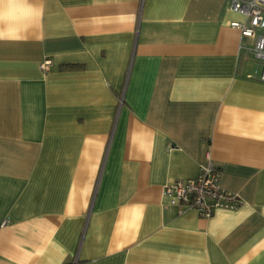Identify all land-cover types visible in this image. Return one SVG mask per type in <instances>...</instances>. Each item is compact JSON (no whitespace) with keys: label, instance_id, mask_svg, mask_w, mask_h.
I'll list each match as a JSON object with an SVG mask.
<instances>
[{"label":"crops","instance_id":"crops-1","mask_svg":"<svg viewBox=\"0 0 264 264\" xmlns=\"http://www.w3.org/2000/svg\"><path fill=\"white\" fill-rule=\"evenodd\" d=\"M235 20L229 0H0V264H264V81ZM208 160L241 204H169Z\"/></svg>","mask_w":264,"mask_h":264},{"label":"built area","instance_id":"built-area-1","mask_svg":"<svg viewBox=\"0 0 264 264\" xmlns=\"http://www.w3.org/2000/svg\"><path fill=\"white\" fill-rule=\"evenodd\" d=\"M230 9L243 16V21H231L230 26L239 30L241 36L254 38L252 54L261 63L258 76L264 81V34L257 33L264 25V0H229ZM50 61L45 59L40 68L46 70ZM221 172L210 161L201 165L195 177L173 180L163 184L161 193L169 204L194 209L203 218L210 217L217 209L233 210L241 204L235 192L222 187Z\"/></svg>","mask_w":264,"mask_h":264},{"label":"trees","instance_id":"trees-1","mask_svg":"<svg viewBox=\"0 0 264 264\" xmlns=\"http://www.w3.org/2000/svg\"><path fill=\"white\" fill-rule=\"evenodd\" d=\"M62 69H74V68H78L77 65H71V64H66V65H62L61 66Z\"/></svg>","mask_w":264,"mask_h":264}]
</instances>
